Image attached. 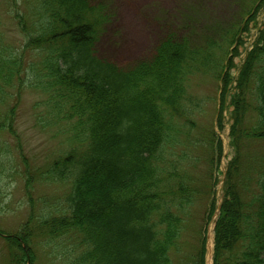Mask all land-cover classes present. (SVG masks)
Segmentation results:
<instances>
[{
    "label": "trees",
    "instance_id": "obj_1",
    "mask_svg": "<svg viewBox=\"0 0 264 264\" xmlns=\"http://www.w3.org/2000/svg\"><path fill=\"white\" fill-rule=\"evenodd\" d=\"M35 5L30 26L24 19L19 25L25 47L40 52L39 65L27 63L29 73L20 76V56L4 51L0 39V84L17 80L21 87L41 91L44 127L64 122L70 142L40 174L41 181L70 183L67 211L45 219L44 226L40 221L38 234L76 233L84 250L75 264H174L173 254L183 247L181 212L197 191L182 181L171 185L173 172L162 176L163 152L179 143L180 124L192 113L190 76L205 70L220 83L219 130L223 112L232 107L230 135L236 148L221 203L217 206L212 198L203 218L207 224L216 214L212 264H264V157L246 186L238 180L241 143L264 139V21L236 75L232 73L241 34L255 22L264 0L253 3L226 49L216 45L219 60L170 33L149 59L128 67L97 55L96 44L109 21L102 3L36 0ZM251 99L257 102L255 121L246 129ZM215 140L220 155L221 139ZM201 233L202 228L192 251L197 257L190 254L185 264H205L206 237ZM33 234L34 229L23 225L4 238L11 263H33Z\"/></svg>",
    "mask_w": 264,
    "mask_h": 264
},
{
    "label": "rangeland",
    "instance_id": "obj_2",
    "mask_svg": "<svg viewBox=\"0 0 264 264\" xmlns=\"http://www.w3.org/2000/svg\"><path fill=\"white\" fill-rule=\"evenodd\" d=\"M102 3L109 21L96 45L97 55L120 67H128L140 60L149 59L154 48L166 35L187 39L191 47L201 53L213 52L216 45L227 48L232 34L247 18L248 10L258 0H90ZM36 0H0V39L4 51L21 58L20 76L29 73L27 63L39 65L38 50L25 47L19 20L30 26ZM17 12V13H16ZM19 16V18L17 17ZM22 20V22H24ZM18 21V23H17ZM264 21V5L249 30L241 34V55L234 59L237 68L242 63L245 50L256 38ZM220 48V47H219ZM134 51V52H133ZM30 78H32L30 76ZM220 83L210 72L200 70L190 76L188 92L192 96V113L181 126L179 143L168 145L163 152L162 176L174 173L171 185L180 181L195 189L190 204L181 212L184 221L182 249L173 254L174 264L187 263L196 247V234L206 237V264L213 249V220L203 218L212 198L218 206L222 200V187L228 164L235 154L230 135V112L227 106L223 129L217 127V110ZM0 264L10 262L6 236L17 232L21 226L34 229L32 246L35 260L32 264H75L84 250L76 233L52 236L38 234L42 222L67 211L65 197L69 182L41 181V171L61 155L70 145L64 133V122L50 128L41 121V91L21 87L17 80L0 84ZM255 100H250V110L245 118L248 129L255 121ZM63 124V125H62ZM63 130V132L61 131ZM58 131H61L58 133ZM216 137L221 139V153L216 151ZM239 178L246 186L248 178H255L259 160L264 157V139L246 138L240 145ZM260 157V158H259ZM33 179H25L27 175ZM185 179H184V178ZM252 185V184H251ZM254 190V186H252ZM200 191V192H198ZM206 191L207 193H203ZM32 218V219H31ZM28 221H31L28 223ZM205 224V225H204ZM44 229H41V231ZM211 251V252H210ZM179 258L182 260L180 261ZM180 262V263H179ZM182 262V263H181ZM28 264V263H25Z\"/></svg>",
    "mask_w": 264,
    "mask_h": 264
},
{
    "label": "bare ground",
    "instance_id": "obj_3",
    "mask_svg": "<svg viewBox=\"0 0 264 264\" xmlns=\"http://www.w3.org/2000/svg\"><path fill=\"white\" fill-rule=\"evenodd\" d=\"M134 52V51H133ZM211 252V251H210ZM210 256V255H209Z\"/></svg>",
    "mask_w": 264,
    "mask_h": 264
}]
</instances>
